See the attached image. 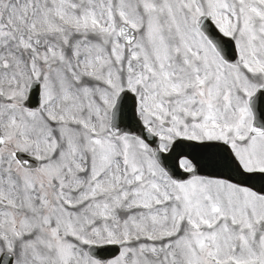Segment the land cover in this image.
I'll return each instance as SVG.
<instances>
[{
  "label": "snow or ice",
  "instance_id": "snow-or-ice-1",
  "mask_svg": "<svg viewBox=\"0 0 264 264\" xmlns=\"http://www.w3.org/2000/svg\"><path fill=\"white\" fill-rule=\"evenodd\" d=\"M257 93L264 0H0V264H264Z\"/></svg>",
  "mask_w": 264,
  "mask_h": 264
}]
</instances>
